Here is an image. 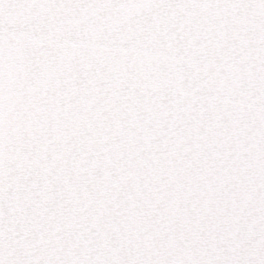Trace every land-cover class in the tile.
<instances>
[{
  "label": "snow or ice",
  "instance_id": "1",
  "mask_svg": "<svg viewBox=\"0 0 264 264\" xmlns=\"http://www.w3.org/2000/svg\"><path fill=\"white\" fill-rule=\"evenodd\" d=\"M0 264H264V0H0Z\"/></svg>",
  "mask_w": 264,
  "mask_h": 264
}]
</instances>
